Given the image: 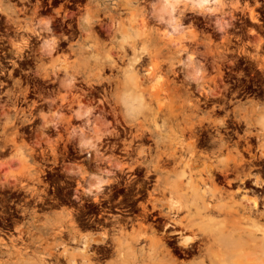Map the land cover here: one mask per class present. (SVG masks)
Segmentation results:
<instances>
[{"label": "rangeland", "instance_id": "374dc122", "mask_svg": "<svg viewBox=\"0 0 264 264\" xmlns=\"http://www.w3.org/2000/svg\"><path fill=\"white\" fill-rule=\"evenodd\" d=\"M263 1L220 0L204 12L192 10L187 3L177 2L176 11L172 13L174 16L164 20L160 18L157 0H0V29L4 35L0 39V237H4L9 244L10 237L21 235L18 244L26 243L31 255L38 250L32 233H49L53 228L48 231L46 223L73 210L76 228L81 232L95 231L98 234L105 231L110 240L121 235V228L110 225L109 221V224L104 222L105 216L111 217L107 212L127 216L140 212V201L146 202L147 196L144 195L147 193L139 188L140 181L145 180V169H130L127 165L135 158L146 162L151 157L153 159L155 141L152 138L144 145H140L139 140L134 143L138 149L153 148L152 156L147 150L133 151L128 156L124 149L130 138L127 121L120 107L114 108V102H106L115 88L113 81L100 83L102 87L97 82L88 81L89 72L96 73L98 70L111 79L120 76L118 69L125 65L120 58L123 39L121 36L114 38L111 31L119 15L127 16L128 55L131 53L128 43L135 33L147 36L139 38L138 45L149 48L156 39H161L172 43L175 50H185V54L184 50L180 53L182 60L177 62L173 71L169 69L172 58L168 53L156 56L153 63L157 64V71L145 80V88L159 95L164 108L170 102L176 105L182 103L184 96L175 97L174 93L189 89L193 97L204 100L208 91L207 101L201 103V110L193 117L195 122L203 115H210L203 121L207 132H215L209 119H224L229 129L223 127V132L232 135V139L248 135L255 142L259 133L264 140V69L257 65L261 59L252 56L257 53L264 57V40L261 49L255 45L260 35L264 38ZM45 4H48L46 8ZM251 6L258 17V21L253 23L248 18ZM91 9L98 11L106 28L96 22L83 27V23L79 22ZM67 12L72 15L71 18L64 16ZM110 14L115 18L110 19ZM250 26L254 27L253 32ZM32 29L38 33L34 34ZM53 31L59 38L52 35ZM54 39L60 42L58 49L47 54L46 43ZM190 53L194 55V62L186 67L183 62ZM113 62L117 66H110ZM62 65L67 70L61 68ZM56 76L59 80L62 77L68 79L61 80L62 85L58 86L56 83H61ZM176 111L179 112V109ZM76 112L77 117L73 115ZM72 115L75 117L72 118ZM67 120L72 122L66 123ZM171 121H163V117L159 116L156 123L161 125ZM173 121L184 124L180 114ZM138 126L153 128L155 122L152 118L140 117ZM198 126L196 123V128H201V125ZM81 137L89 138V141L92 139L97 149L90 152L81 150ZM262 157L257 160L258 165L264 162ZM84 175L93 178L91 186L94 188L95 177H109V183L102 190L104 197L101 204L94 202L91 195L82 193ZM151 177L155 179L156 175ZM225 183L224 187H230ZM149 187L152 188V184ZM141 191L140 197L137 193ZM158 193L154 195L162 197ZM108 199L114 201L111 209L106 208ZM100 205L106 206V209L99 218ZM126 225L123 229L125 234ZM103 248L102 244L96 245L100 264L113 259L111 253L114 246H106V250ZM196 254L181 258L190 263L195 260Z\"/></svg>", "mask_w": 264, "mask_h": 264}, {"label": "bare ground", "instance_id": "6f19581e", "mask_svg": "<svg viewBox=\"0 0 264 264\" xmlns=\"http://www.w3.org/2000/svg\"><path fill=\"white\" fill-rule=\"evenodd\" d=\"M157 1L160 4V18H164V20L167 17L174 16L172 14L175 13L173 12L174 8L169 6L175 5L177 2L187 3L192 10L200 12L208 11L215 1L220 2V0ZM257 2L258 0H256ZM201 4L204 7H200ZM249 11L252 19L257 18L253 6L249 7ZM64 16L72 17L68 12ZM100 17L97 10L91 9L79 22L83 23V27L86 25L91 26L94 22L101 26L104 23ZM109 17L110 19L115 18L112 14ZM59 24L61 25V22ZM26 27L30 28V26ZM35 29H32V32L37 34L38 31ZM95 30L97 31L96 28ZM111 31L114 38L121 36L123 39L120 45L122 48L120 58L125 65L118 69L120 76L111 79L109 76H103L102 72L98 70L96 73L89 72L88 81L97 82L98 84L113 81L115 88L110 98L106 99V102H114V108L120 107L122 115L127 121L129 126L127 132L130 138L127 139V146H124V149L128 156L133 151L144 152L145 150L152 156L151 151L153 152V148L140 146L141 148L138 149L134 146V143L139 140L141 141L139 144L144 145L145 141L148 142L147 140L152 138L155 141L156 148L153 159L151 157L146 162L135 158L133 163L130 162L127 165L130 169H145V180L140 181L139 188L146 191L147 195L143 193L144 196H147L146 202H144L145 200L140 201L141 210L138 213H130L124 216L119 213L113 214V212L109 213L111 217H104V222L108 223L109 221L110 225H118L121 228V235L113 236L110 240L105 231L98 234L95 231L81 232L76 228L73 210H69L67 213L61 214L46 223L45 228L48 231L53 228L49 233H38L36 235H34V232L32 233L33 241L37 243L36 248L38 250L31 255L28 253L26 243L25 245L18 244V241L22 239L21 235L16 234L18 236L10 237L9 244L4 240V237H0V264H100L98 250L96 249L97 244H102L104 248L114 246L111 253L113 259L106 264H264V169H262L264 162L262 161L261 165L257 164V160L264 156L263 137L257 133L256 143L248 135H238V138L232 139V135L228 136L223 132V127H226L225 130L228 128L224 119L218 121L209 119L213 122L212 126L215 132H207L208 129H205L206 126H204L203 121L209 118L210 115H203L195 122L193 117L201 110V103L207 101V97L210 95L208 91L204 100L193 97V93L189 89L181 93H174L175 97L184 96L182 103L176 105L170 102L167 105L168 108H164L163 102L161 103L159 100V95L145 88V80L157 71V64L153 63L156 56L168 53L172 58L169 69L173 71L177 62L182 60L180 53L184 49L175 50L172 43L164 42L161 39H156L155 44L149 48L147 45H138V39L147 36L135 33L128 43L131 51L128 55L127 16L122 17L119 15L113 22ZM53 33L52 35H56V32L53 31ZM57 37L56 35V39ZM59 40L47 41V54L55 48L58 49ZM262 40L263 38L260 35L256 44L258 48L261 46ZM164 45H167V47L164 48ZM113 52L111 51V53ZM252 56L255 59H261L259 67L264 69V57L257 53L252 54ZM185 58L187 60L183 62V65L189 67L190 63L194 62V55L190 53ZM145 63L147 66H143ZM110 66H117V64L113 62ZM63 67L62 65L61 68ZM100 68H103V63ZM56 79L61 83L57 84L55 82L56 85L60 86L62 85L61 80H67L68 78L62 77L59 80L57 77ZM63 82L66 84V81ZM62 87H66V85ZM99 90L102 91V89ZM175 108L179 109V112ZM179 114L182 116L183 125H180L178 121H173L178 118ZM73 115L77 117V112ZM159 116L163 117V121H166V119L172 121L171 123L165 122L159 125L156 123ZM140 117L152 118L155 126L147 129L139 127L138 120ZM70 120H67L66 123L70 124L72 122ZM196 123L199 126L201 125V128H196ZM133 128L135 129L133 130ZM80 140L81 150L90 152V150L97 149V146L92 143V139L89 141V138L87 140L81 137ZM125 151H123L124 154ZM257 168H261V170ZM140 172L142 171L140 170ZM154 174L156 177L152 179L151 176ZM114 177L116 178V176ZM107 179L101 176L95 177L96 185L94 188L91 186L93 178L85 176L84 182L87 185L84 182V186L81 185L82 193L91 195L94 202L101 204V199L104 197H102L104 194H102V190L109 183V179ZM151 180L155 181L152 182ZM78 181H80L79 178ZM110 181L112 182L113 179ZM223 182H226L230 187H227V185V188L224 187ZM151 184L152 188L149 187ZM155 192H159L162 197H156ZM137 195L141 197L142 191L141 193L138 192ZM105 207L101 206L100 215L105 214ZM120 207L122 208L121 205ZM98 217L97 219L100 218ZM125 225L128 227L127 234L123 232ZM0 231L2 230L0 229ZM99 247L102 249L101 245ZM195 252L197 253L195 260L190 263H186L181 258V256L185 257Z\"/></svg>", "mask_w": 264, "mask_h": 264}, {"label": "flooded vegetation", "instance_id": "af4514ba", "mask_svg": "<svg viewBox=\"0 0 264 264\" xmlns=\"http://www.w3.org/2000/svg\"><path fill=\"white\" fill-rule=\"evenodd\" d=\"M263 3H264V1H263ZM48 6V4H45L44 5V8H46ZM257 14H259V12L257 13ZM248 15H246V17H247ZM248 18H249V21L251 22V23H253V22H255V21H258V17L257 18H255V19H252L250 16H248ZM6 28V27H5ZM4 28V29H5ZM7 29V28H6ZM249 29L253 32L254 31V27H252V26H250L249 27ZM3 33V31L0 29V39H2L1 37H4V35L2 34ZM262 38H263V36H262ZM263 40H264V38H263ZM263 40L261 41V46H262V44H263ZM258 41H259V39H258ZM258 43V42H257ZM257 43H255V45L257 44ZM254 45V46H255ZM261 46H259V49H261ZM243 48H244V46H242ZM257 65H258V67H259V63H257ZM260 68V67H259ZM261 69V68H260ZM110 202V203H109ZM113 202L114 201H110L109 199L107 200V207H109V208H107V209H111V206H112V204H113ZM112 203V204H111ZM113 208H115V207H113ZM108 214L109 213H111V212H107ZM99 216H100V214H98Z\"/></svg>", "mask_w": 264, "mask_h": 264}, {"label": "clouds", "instance_id": "9594fccd", "mask_svg": "<svg viewBox=\"0 0 264 264\" xmlns=\"http://www.w3.org/2000/svg\"><path fill=\"white\" fill-rule=\"evenodd\" d=\"M169 7H172V8H174L175 7V5H170ZM200 7H204V5L203 4H201L200 5ZM212 10V9H211ZM213 11V10H212Z\"/></svg>", "mask_w": 264, "mask_h": 264}]
</instances>
